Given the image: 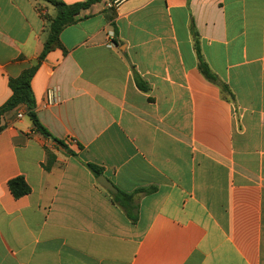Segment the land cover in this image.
<instances>
[{"label":"crops","instance_id":"obj_1","mask_svg":"<svg viewBox=\"0 0 264 264\" xmlns=\"http://www.w3.org/2000/svg\"><path fill=\"white\" fill-rule=\"evenodd\" d=\"M40 11L58 13L0 0V108L43 50ZM60 39L31 86L64 146L25 105L0 118V264H264V0H101Z\"/></svg>","mask_w":264,"mask_h":264},{"label":"trees","instance_id":"obj_2","mask_svg":"<svg viewBox=\"0 0 264 264\" xmlns=\"http://www.w3.org/2000/svg\"><path fill=\"white\" fill-rule=\"evenodd\" d=\"M50 3L51 5L57 8V15L54 18H50L47 15L40 14L46 19L48 23V37L44 43L43 50L39 55L38 62L30 67L29 69L24 70L20 76L17 78H11L9 80V87L12 91L10 99L0 108V118L5 113L15 109L20 105L27 106L28 116L32 119L35 131L40 135L51 138L57 144L64 146V144L53 138L49 132L43 127L36 115V102L34 93L32 90V79L36 74L38 68L40 67L41 62L46 58V56L55 49H64L63 44L60 39L62 31L75 24L78 21V16L89 10L94 4L100 2L101 0H86L84 2L76 3L73 5H67L61 0H40ZM195 39V50L197 52L199 60V68L205 77L213 83L221 84L219 78L212 73L207 63L204 61V58L201 54L198 36L194 33ZM88 167L95 173L97 177L101 176L102 171L100 168L95 165L89 164ZM8 187L15 198H20L30 193V187L26 183L23 177H17L8 182ZM138 193L149 194L150 190H139ZM114 202L119 205L128 217L136 222L137 216L134 214V196L126 194L122 191H118L117 194L111 193Z\"/></svg>","mask_w":264,"mask_h":264},{"label":"water","instance_id":"obj_3","mask_svg":"<svg viewBox=\"0 0 264 264\" xmlns=\"http://www.w3.org/2000/svg\"><path fill=\"white\" fill-rule=\"evenodd\" d=\"M98 183L103 186L105 189H107L110 193L117 194L118 190L117 188L110 182L106 177L103 175L99 176L97 179Z\"/></svg>","mask_w":264,"mask_h":264},{"label":"built area","instance_id":"obj_4","mask_svg":"<svg viewBox=\"0 0 264 264\" xmlns=\"http://www.w3.org/2000/svg\"><path fill=\"white\" fill-rule=\"evenodd\" d=\"M55 97H56L55 96V91L54 90H50L48 92V103H50V104L55 103L56 102V98ZM18 117L21 118L22 117V114H19Z\"/></svg>","mask_w":264,"mask_h":264}]
</instances>
